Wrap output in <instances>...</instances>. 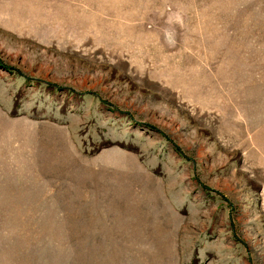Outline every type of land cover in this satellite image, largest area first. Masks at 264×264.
<instances>
[{"label": "rangeland", "instance_id": "1", "mask_svg": "<svg viewBox=\"0 0 264 264\" xmlns=\"http://www.w3.org/2000/svg\"><path fill=\"white\" fill-rule=\"evenodd\" d=\"M0 264H264V0H0Z\"/></svg>", "mask_w": 264, "mask_h": 264}]
</instances>
